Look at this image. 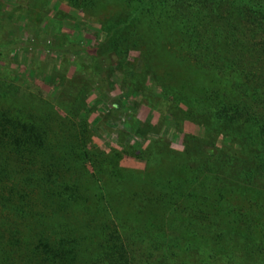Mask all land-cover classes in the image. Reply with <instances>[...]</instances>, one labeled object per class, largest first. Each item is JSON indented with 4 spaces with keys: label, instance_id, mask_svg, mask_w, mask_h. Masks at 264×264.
Listing matches in <instances>:
<instances>
[{
    "label": "trees",
    "instance_id": "16d2710c",
    "mask_svg": "<svg viewBox=\"0 0 264 264\" xmlns=\"http://www.w3.org/2000/svg\"><path fill=\"white\" fill-rule=\"evenodd\" d=\"M73 3L105 7L119 27L120 44L140 50V67L151 58L170 64L195 104L206 108L239 144L206 157V141L189 138V162L161 147L152 173L134 172L124 180L123 196L115 192V184L114 192H107L87 144L66 132L53 114L13 107L0 98V264H79L87 255L92 264H134L131 240L143 234L151 238L153 226L156 237L167 229L187 234L212 226L220 236L253 235L251 230L264 235V0ZM85 48L74 50L95 53ZM140 184L144 192L150 185L157 193H139ZM32 198L52 215L86 212L88 234L39 213L36 229L27 234L18 214L24 213V200ZM124 224L131 239L121 228ZM90 227L106 235L92 255L93 249H81L84 238L97 239Z\"/></svg>",
    "mask_w": 264,
    "mask_h": 264
},
{
    "label": "rangeland",
    "instance_id": "374dc122",
    "mask_svg": "<svg viewBox=\"0 0 264 264\" xmlns=\"http://www.w3.org/2000/svg\"><path fill=\"white\" fill-rule=\"evenodd\" d=\"M89 7L73 0H0V98L13 107L53 114L66 132L87 144L107 192H114L115 184V192L123 196L124 180L134 172H151L161 147L175 150L189 162L185 150L189 138L206 141V157L239 144L206 108L195 104L193 93L170 64L151 58L142 69L140 50L120 44L111 13L103 6ZM78 46L95 53L76 52ZM116 172L121 175L114 178ZM203 189L212 196L206 185ZM138 192H144L141 184ZM144 193L153 197L157 192L149 185ZM111 202L120 214L117 202ZM24 206L18 215L27 234L36 229L38 213L88 234L86 212L75 209L52 215L34 198L24 200ZM121 228L131 239L127 224ZM89 229L97 235V239L88 236L95 245L87 237L81 249H93L92 255L106 235ZM153 230L154 226L151 238L146 234L132 238L134 264H264V235L253 230V235L240 237L220 236L216 226L195 227L187 234L167 229L163 237H156ZM87 256L79 264H92Z\"/></svg>",
    "mask_w": 264,
    "mask_h": 264
}]
</instances>
